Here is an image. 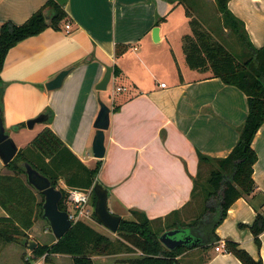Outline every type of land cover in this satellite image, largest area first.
Returning a JSON list of instances; mask_svg holds the SVG:
<instances>
[{"label": "crops", "instance_id": "crops-1", "mask_svg": "<svg viewBox=\"0 0 264 264\" xmlns=\"http://www.w3.org/2000/svg\"><path fill=\"white\" fill-rule=\"evenodd\" d=\"M48 1L0 0V26L5 22L23 24ZM177 5L171 0H68L64 7L72 31L66 33V22L62 30L50 28L19 43L9 52L2 72L6 84L4 123L12 130L19 150L47 125L41 124L40 131L27 138L22 135L23 128L15 127L50 108L54 117L49 126L56 135L90 167L101 161L97 180L109 191V209L126 220H134L131 210H137L150 220L169 217L171 224L178 220L189 223L197 211L194 201L188 206L194 181L200 170V179L209 170L208 166L200 169L199 153L213 159L228 157L249 114L248 98L240 89L214 78L210 71L191 70L184 50L182 59L172 47L162 51L160 59L157 48L164 40L170 41L171 18ZM228 8L244 23L252 45L258 49L264 46V0H230ZM160 18L165 20L156 26ZM155 27L160 28L157 44L152 40ZM117 45L124 51L119 56ZM156 52L159 54L151 56ZM151 57L164 63L168 83L161 82ZM106 67L113 68L111 82L120 81L129 92L113 96L110 105L105 102L111 109L110 127L105 132V157L98 160L92 145L102 92L98 94L96 86ZM67 69L70 73L62 86L47 90L46 84ZM252 146L258 155L254 180L260 194L253 200L254 194L238 199L216 234L220 242L232 240L264 262V233L259 249L248 228L257 216L250 202L259 208L264 203V125ZM0 174L13 175L1 159ZM22 178L26 181L25 176ZM260 211L264 213V206ZM8 215L0 207V217ZM16 224L20 226L18 220ZM38 224L44 230L40 231ZM90 226L106 236L102 224ZM49 228L35 220L26 233L37 244L49 246L55 244L44 242ZM216 245L191 249L179 257L180 263L242 264L226 250L216 252ZM65 257L72 258L52 255L56 264H62ZM102 257L107 256H98ZM0 264H44V257L37 258L18 241L0 240Z\"/></svg>", "mask_w": 264, "mask_h": 264}, {"label": "trees", "instance_id": "trees-1", "mask_svg": "<svg viewBox=\"0 0 264 264\" xmlns=\"http://www.w3.org/2000/svg\"><path fill=\"white\" fill-rule=\"evenodd\" d=\"M185 5L187 0H171ZM224 24L238 37L243 47L240 55L233 54L224 44L215 40L211 32L193 17L189 8L185 7L192 34L183 37V50L186 63L191 70L200 72L210 71L214 78H220L226 85L235 86L248 98L249 114L241 128L240 138L226 158L213 159L199 153V166H208L207 180L203 183L201 196V211L189 223L178 220L169 223L165 219L150 220L143 212L131 210L134 220L122 219L118 234L124 241H112L84 222L74 223L68 233L51 246L38 244L32 252L37 258L44 257V264H56L52 255L61 254L72 257L74 264H95L92 256H108L118 253H135L140 251L139 257L128 258L122 264H181L179 257L194 248L209 249L220 242L216 234L217 228L225 220L230 207L240 198L253 195L252 200L260 194L254 180V166L258 161L253 141L264 125V46L256 48L249 40L248 33L242 21L234 17L228 8L230 0H216ZM65 6V5H64ZM55 0H49L44 6L29 17L23 24L12 22L2 23L0 26V99L3 103L6 84L2 72L9 52L19 43L37 36L47 29L62 30V26L70 20L65 7ZM52 8L55 16L52 24L45 21L44 11ZM160 18L156 26L164 21ZM122 46H116V54H122ZM116 72V69H115ZM42 115L48 116L46 127L28 144L19 150L15 159L6 167L13 175L0 174V207L9 215L0 217V240L3 243L17 242L16 237H28L27 230L34 226L36 213L40 209L43 217L44 195L36 192L28 183L27 176L19 162H28L36 170L48 177L52 185L60 189L63 198L59 208L66 211L67 189L90 190L98 182L101 161L94 167L85 164L50 128L54 113L47 108ZM40 114V115H41ZM4 118V116H3ZM26 127V123L15 128ZM26 177V181L22 178ZM201 170L194 181L191 203L199 188ZM37 193L42 197L38 201ZM96 195L93 192L92 202L95 206ZM251 200V201H252ZM257 212L254 223L249 226L258 248L262 246L261 235L264 233V213L261 207L250 202ZM203 204V205H202ZM173 214V213H172ZM176 215L179 212L174 213ZM94 218L98 219L94 213ZM20 226L16 224V221ZM155 223L167 224L166 229L155 230ZM241 228L246 226L240 225ZM173 229H181L192 235L193 240L185 246L168 250L160 241V236ZM117 242V243H116ZM127 242V243H126ZM120 247L117 248L116 245ZM122 248V249H121ZM225 250L233 254L242 264H264L253 258L239 244L225 241Z\"/></svg>", "mask_w": 264, "mask_h": 264}, {"label": "water", "instance_id": "water-1", "mask_svg": "<svg viewBox=\"0 0 264 264\" xmlns=\"http://www.w3.org/2000/svg\"><path fill=\"white\" fill-rule=\"evenodd\" d=\"M68 0H57L56 2L64 6ZM55 16V11L48 8L44 11L45 21L48 25L52 24ZM152 38L155 43L160 42V28L155 27L152 30ZM70 73V69L61 71L53 80L46 84L47 90H55L62 86L65 78ZM113 75V68L106 67V72L102 80L96 86L98 91H106L111 82ZM3 103L0 99V159L4 165L10 164L17 154L19 147L12 137V130L7 129L3 118ZM111 109L104 102L100 101V111L94 123L96 133L93 139V154L98 160H102L106 154L105 132L110 127ZM48 121L47 115H39L36 118L30 119L26 122V127L30 130L34 129L37 124H45ZM16 129V128H15ZM17 130V129H16ZM27 176L29 185L38 193L44 195L43 203V217L49 223L50 229L57 239L65 236L73 226L67 211H62L59 208V203L63 198V193L60 189L52 185L51 180L44 174L36 170L28 162H19L18 164ZM93 191L96 195V203L94 213L105 228L112 233H117L120 227L122 217L113 214L108 205L109 191L99 182H96ZM187 231L181 229H173L164 232L160 236L161 243L168 250H175L178 247L188 245L192 240V235H187ZM180 235H182L180 237ZM16 240L26 247L30 252H33L37 247V242L29 237H16Z\"/></svg>", "mask_w": 264, "mask_h": 264}, {"label": "rangeland", "instance_id": "rangeland-1", "mask_svg": "<svg viewBox=\"0 0 264 264\" xmlns=\"http://www.w3.org/2000/svg\"><path fill=\"white\" fill-rule=\"evenodd\" d=\"M185 7L189 8V10L193 14V17L195 19H197L203 25V27L205 28L206 31H209L213 34L215 40H218L222 44H224L233 54L240 55L243 52L244 49H243L241 42L238 39V37H236L231 32V30L228 29L226 27V25L224 24L216 0H187L185 5H179V4L177 5L176 10H175V12L171 18L172 30H171V33L169 36L170 41L167 42V40H164V42L158 46L159 48H157V49H160L159 52H160V59L161 60H163V56H162L163 52L162 51H166L167 49H170L171 47L174 49L176 54L181 59L184 57V53H183V49H182V44L184 45V42H182V36L184 33L192 34V31H191V28L189 25L190 19L187 17ZM155 44H157V43H155ZM159 52H156L155 54L153 53L151 56H156L159 54ZM155 61H157V57H154V58L151 57L150 62H153L151 65L154 66V68L157 71H159V73H161V77L165 79L164 80V79L160 78L161 82L163 81V82L168 83L167 81L170 78L168 77V74L166 75L167 72L163 69L164 63L157 61L158 62V64H157V62H155ZM175 68L177 69L176 66H175ZM121 84L122 83L120 81L114 80L113 82H111L106 91H101L102 92V94L100 96V98L102 97L101 101L104 103L106 102L108 105H110V103L112 102L113 96H115V93H113V92L115 91L116 87L120 86ZM125 87L127 88V90L124 91L123 94H126L129 92V87L128 86H125ZM97 93L99 94L100 91H98ZM98 102H99V100H98ZM40 128H41V124H37L36 127L32 130L28 129L27 127H24L22 135L24 138H27V136H31L35 133L37 134L40 131ZM94 130H95V128H94ZM92 153H93V148H92ZM206 180H207V178L205 177L204 179H200V181H199V188H198V191H197V194L195 197V201H194V203H195L194 210H197L198 211L197 213L200 212V210H198V209H201L200 192L202 191L203 183ZM37 198H38V201L41 202L42 197L38 193H37ZM93 209H95V206L93 207ZM40 212L41 211L39 209L36 213V220H38L39 223L43 222L44 225L49 226L47 221L44 220L40 216ZM93 219L95 220L94 222H88V223H90V225H92V226H95V225L98 226L100 223H98L94 217H93ZM167 226L168 225L165 223H161V224L155 223L153 227L155 230H160V229L162 230V229H166ZM38 228H40V231L44 230L42 225H40V224H38ZM104 229L105 230H103V231L105 232L106 236L108 238H110L112 241H118V242L124 241L122 239V237L118 234V232L112 233L107 228H104ZM44 237H45V239H44L45 243L48 241H53L54 243H56L55 236L52 233L51 229H50V234L44 235ZM116 246H117V248L120 247L118 244ZM140 255H142V254L138 250H136L135 253H130V254L118 253V254H114V255H108L107 257H102V258H98V256L95 255L94 258H96V260H93V261L95 264H122V262L125 261L126 259L133 258V257H139ZM61 259H62L61 260L62 264H74L72 258L65 257V258H61ZM179 259L181 260V258H179ZM181 262H182V260H181Z\"/></svg>", "mask_w": 264, "mask_h": 264}, {"label": "built area", "instance_id": "built-area-1", "mask_svg": "<svg viewBox=\"0 0 264 264\" xmlns=\"http://www.w3.org/2000/svg\"><path fill=\"white\" fill-rule=\"evenodd\" d=\"M66 33L72 31V25L68 22L65 25ZM166 84H162V87H165ZM127 88L124 86H117L113 93L119 94L126 91ZM68 198H67V207L66 210L69 214V218L72 223H77L79 221L88 223L93 220L94 217V205L92 203L93 188L90 190H81V189H67ZM216 252L225 251V242L221 241L217 243L215 247ZM142 254V253H141Z\"/></svg>", "mask_w": 264, "mask_h": 264}, {"label": "flooded vegetation", "instance_id": "flooded-vegetation-1", "mask_svg": "<svg viewBox=\"0 0 264 264\" xmlns=\"http://www.w3.org/2000/svg\"><path fill=\"white\" fill-rule=\"evenodd\" d=\"M187 234V233H186ZM187 235H189V234H187ZM182 235H180V237H181Z\"/></svg>", "mask_w": 264, "mask_h": 264}]
</instances>
